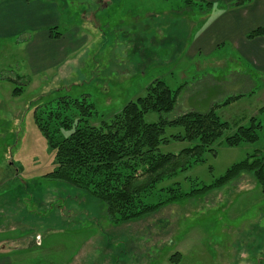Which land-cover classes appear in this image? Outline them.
Here are the masks:
<instances>
[{
	"label": "rangeland",
	"instance_id": "obj_1",
	"mask_svg": "<svg viewBox=\"0 0 264 264\" xmlns=\"http://www.w3.org/2000/svg\"><path fill=\"white\" fill-rule=\"evenodd\" d=\"M54 2H59L62 16L57 39L63 37L66 45L53 68L30 62L31 31L24 37H0V249L27 245V256L43 264H92L90 251L97 258L102 254V264L118 259L120 251L123 264H264V195L261 191L237 194L238 188L257 186L251 173L202 197L167 205L118 226L109 222L100 201L43 177L55 163L33 118L38 106L61 97L86 99L100 122L144 97L156 80L173 92L180 90L175 109L162 115L168 121L188 113H207L225 102L208 97L227 93V99H242L225 109L231 113L228 118L248 115L245 103H253L258 112L254 117L262 124L257 143L215 146L216 156L208 153L205 163L177 178L183 191L189 192L197 181L213 184L257 151L264 156V94L256 98L264 76L237 61L231 48L209 59L226 63L218 68L205 69L200 58L185 57L189 32L201 26L200 16L202 22L209 16L202 8L188 7L183 0ZM73 28L72 36L66 34ZM213 81L220 83L216 94L210 91ZM251 83L257 87L253 99ZM16 89L22 90L20 95L14 94ZM159 118L149 113L145 120L156 123ZM179 131L168 128L166 137ZM187 147L188 142L171 141L162 152L176 154ZM188 224L191 228H186ZM187 229L188 236L182 238ZM196 233H203L201 239Z\"/></svg>",
	"mask_w": 264,
	"mask_h": 264
},
{
	"label": "trees",
	"instance_id": "obj_2",
	"mask_svg": "<svg viewBox=\"0 0 264 264\" xmlns=\"http://www.w3.org/2000/svg\"><path fill=\"white\" fill-rule=\"evenodd\" d=\"M183 1L188 7L202 8L205 14L214 8L208 2ZM247 1L237 0L233 6ZM49 31L54 39L58 38L57 28ZM258 37L264 38V27L248 35L250 40ZM146 90L144 97L100 122L96 120L94 105L86 99L61 97L38 106L33 118L55 163L54 169L43 177L65 183L103 203L114 226L139 220L170 204L202 197L245 173L253 174L264 195V156L258 151L234 164L209 186L197 181L186 192L177 181L194 166L205 163L208 153L216 156L215 146L238 148L259 141L262 124L257 118H251L247 125H235L220 118L217 112L241 97L229 98L207 113H188L168 121L162 115L175 109L180 90L173 92L161 80ZM20 92L16 89L14 94ZM149 113L158 114L159 121L146 122ZM168 128L181 131L166 137ZM171 141L188 142L190 147L176 154L163 153V146Z\"/></svg>",
	"mask_w": 264,
	"mask_h": 264
},
{
	"label": "crops",
	"instance_id": "obj_3",
	"mask_svg": "<svg viewBox=\"0 0 264 264\" xmlns=\"http://www.w3.org/2000/svg\"><path fill=\"white\" fill-rule=\"evenodd\" d=\"M198 1L214 4V8L212 9L214 13H206L205 15L209 16L206 17L205 22H202L204 16H200V18H202L200 19L201 26L197 28V31L189 32L186 44L189 47L185 48V57L189 56L192 60L200 58L203 60L201 63L204 64L205 69L218 68L221 63H224V61L209 59L218 51L224 48H231V51L238 56L237 61L240 60L246 62L249 67L253 68L254 71L263 77L264 38L258 37L250 40L248 39V35L256 29L264 27V0H248L242 6H233L237 0ZM58 3L59 2H54V0H0V37L8 38L14 34L24 37L26 36L27 31H31L34 35H31L32 37L30 36L29 38L27 52L28 54L30 53V62L32 64L34 63V66H36L37 62L38 64L40 63V65L48 66L49 69L53 68L56 66V61L60 60L61 55L64 53L66 44L64 43L65 41L63 40V37L60 39H54L51 37L52 35L49 31V29L53 27L60 28L62 24L61 9L58 6ZM218 3H222L223 7L217 8L216 5ZM71 31L76 30L74 28L67 30L66 34L68 33L72 36L73 32ZM64 57L65 54L62 58ZM207 61H210L209 64H205ZM37 72H40L39 69L35 73L37 74ZM209 77H212V75H209ZM221 81L225 82L224 79H221ZM214 83V81L211 82L210 91L216 94L220 92V89H218V84L220 83H215V85ZM228 84L229 83H227V85ZM254 85L255 83L249 85L250 88H252L250 90L251 99H253V95L256 96L255 92L257 93V87ZM262 85L263 87L259 88L260 92L257 94L256 98L264 94V83H262ZM226 96L227 93H222L218 96H209L208 98L225 101V99L227 100V98H225ZM241 100L236 101V103H239ZM245 107L246 110L250 109V113L248 115H242L238 119L227 117L230 111L228 112L226 110L227 108H232L231 105L225 106L224 108H221V110L218 108L217 112L223 120L231 124L239 125L244 122L247 123V121L249 122V120L255 116L256 107L253 103H245L244 108ZM256 113L258 114V112ZM229 115H231V113H229ZM229 119L233 120L231 121ZM237 190V194L246 196L260 191L256 185H254V187L249 185L248 188L241 187ZM234 204L235 203L232 202L231 206L233 207ZM196 225L197 228L200 227V225L195 223V226ZM186 228H191V225L188 224ZM188 233L189 230H185L182 233V238L187 237ZM196 234L199 235L201 239L203 233ZM3 243L6 244L7 242L4 241ZM26 247L27 245L20 248L15 247L13 250H6L7 245H3L2 249H0V264H43V262H40L39 260H31L29 258L30 256H27L28 247ZM90 253L91 257H89L88 260L92 261V264H102L103 259L101 253L99 254L97 252L98 258L96 252L93 253L90 251ZM123 255L124 254L120 251L117 256L118 259H115L114 261L111 260V264H123L121 261ZM242 255L246 258V252ZM178 256L181 258V255ZM74 259L75 256L73 260ZM244 264L250 263L246 262Z\"/></svg>",
	"mask_w": 264,
	"mask_h": 264
}]
</instances>
